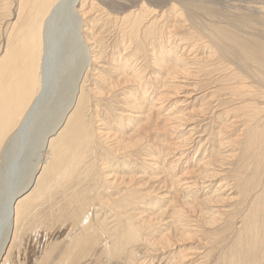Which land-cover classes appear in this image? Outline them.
Listing matches in <instances>:
<instances>
[{
	"label": "rangeland",
	"instance_id": "374dc122",
	"mask_svg": "<svg viewBox=\"0 0 264 264\" xmlns=\"http://www.w3.org/2000/svg\"><path fill=\"white\" fill-rule=\"evenodd\" d=\"M18 1L19 0H0V60L2 59V54H4L3 51H5V46L8 44L7 41H9V39L7 40V37L10 38L9 34L11 35L14 25L16 28L19 25L18 22L20 23L18 20ZM96 4L99 7L96 5L93 8L94 13H92L93 11L91 12V18L94 20H92V24L94 26L93 28L95 29H92V32L87 34V39H89L88 46H90L89 50L91 57L96 60L97 64L96 62L95 64L92 63L93 65L91 64V70L93 69V71H91L89 68L90 71L87 74V78L89 79L90 76V79H87L85 82L87 86L85 89L88 90L90 87L91 90L98 89L101 93L103 92V95H100L97 98L91 97L93 104L89 103V105H91L90 108L92 109L89 108L85 113L86 120L89 118V129H92L91 126H93V130L96 132V135L101 133L103 129H106L105 132H112L114 130L117 131L119 130L118 128H122L123 124H125L123 126L124 131L127 132L131 129L132 125L136 124L139 118H141L139 117V114L135 113L136 111H133L134 109L131 107V105H134L136 102L144 113H142L143 117L149 114L152 115H150L153 119L151 123L152 128L153 126L155 127V124H157L155 128H158L159 131H152V135H150L151 137L148 136V138L150 137V140L153 138L154 141L152 140L149 144L150 140L147 138V140L143 143L146 145L148 144V146L150 145V147L142 144L141 146L143 147L140 146L137 151H132V156L130 155L129 157L128 154H125V156H123L126 157L125 159L120 156L122 155L121 153L117 154V157L121 161H128L130 162V165L133 166H130L131 168L129 169H125L126 171H129L126 172V174L130 175L129 177H132L133 175L136 177L138 175L136 178V183L139 184L140 182H146L148 177L153 176L154 170L148 166L151 164V159L149 158L150 154H147L148 152L150 153V151L152 152V149H146L152 147V142L155 143V147L158 148V150H160L162 147L160 150V156L161 158L164 156V164H166V166L170 162L173 164V161L177 157L180 159L178 162H174V168L172 170L171 168L168 169L167 172L170 171L169 175L171 176L174 174L177 177L180 176L183 179L194 181L197 175L203 171L202 166L199 165V163L202 162V158H206V160L209 159V168L216 170L215 172L218 174L216 179L211 182L209 187H207V184H205L203 185L204 189L202 186H198L196 189H194L196 192L195 197L198 200L203 198L206 199H204V202L209 201L207 199H215L216 201L220 200L221 203L217 204H214V202H209L208 207H212L214 210H219V214H221L220 216L218 215V217L221 220L218 219V222H215L210 227H206V229L202 230V236L198 237L200 238L199 241L201 244L199 242L198 245H196L197 243L192 245V247L195 246L194 248H197L195 251L198 252L193 256L195 257L193 260L197 264H264V68H260L253 64V62L246 60L243 54L238 52L233 47L228 46L224 41V47L228 46L231 50H224L221 46V49L219 50V43L210 36V34H212V28L219 30L222 29L223 31L226 30L227 32L233 33V35L235 34L236 36L246 40L250 48L252 47L251 52H253V54L256 56L263 55L264 57V0H98ZM172 6H174V8ZM173 9L178 13L174 12ZM178 14L182 16H179ZM141 15L144 16V20L142 19L143 28L135 32L137 35L135 33L131 34V23L129 19L131 20L132 18L140 17ZM175 15L178 16L175 17ZM147 26L151 27L148 29ZM69 37L70 36H67L68 39ZM11 40L9 43L12 42ZM244 40L240 42L243 43ZM253 44L255 46H253ZM59 45L60 41L58 40V43L56 44L57 47L55 46L54 48L53 46L51 50V56L53 57L52 59L55 63L54 68H56L57 72L59 73V80L57 81V78L54 79L53 76L48 80L49 90L45 95L46 97L48 96V98H46L45 103H43V105H45L37 109V115L39 117L41 116L40 114H43L40 117V120L43 117L42 121H45L46 118H48L46 120H51V118L54 119L55 116L51 117L54 115V112L51 113V111H56V105H58V103H65L63 100H65V96L68 92V94H70V90L73 87V79L75 77V73L77 72L76 65L81 59L78 57L79 59L77 58L78 61H76L75 65L74 62L71 65L72 61L70 62V60L72 56L74 60L76 58L74 55H72L70 58L66 57L65 53H62L60 50ZM72 50H75V48L73 47ZM66 60L69 62L67 64L69 68L67 69L66 67L68 66L65 65ZM80 61H82V59ZM45 67L48 78L50 71L47 69V64H45ZM48 68H52L51 65ZM173 68L176 71L170 75V69L173 70ZM67 70L69 72H67ZM64 71L67 74H64ZM131 73L138 75L135 76ZM130 76L133 79H131ZM61 77L67 80H64L66 81L64 85H61L63 81ZM241 78L245 79L244 85L246 88H249L246 95L242 93L243 91H241L240 88H236L237 85H239L237 80ZM124 79H126L127 82L130 79L131 80L128 83H125ZM120 80L123 81L121 82ZM68 83L71 85V89L69 88V91H67L69 86ZM114 88H116V90ZM67 97H69V95ZM130 98L132 99L133 103L131 102ZM157 98H161L163 101L158 100ZM97 99H99L98 102ZM94 101L98 104H95ZM126 102L128 104H125ZM153 102H156L157 104L154 103V105ZM55 103L56 105L54 106ZM150 104L153 106L151 107ZM48 106H52L51 109L50 107L47 109ZM155 107H158L159 109ZM244 107H248V111H250V113L247 112ZM151 108H154V111ZM148 110H152V113H147L149 112ZM42 111H44V113H42ZM253 114H255V118L250 120V115L252 116ZM98 115L99 118L97 117ZM129 118L131 119L129 120L131 123L126 125ZM40 120H35V122L37 121L39 123H35V133L32 132V137L31 139L29 138V141L31 140L30 143L32 142V145L27 139V144H24L25 148L27 145L31 146V148L33 147L32 149L34 151L37 150L38 147L36 148V146L41 138L39 136L42 130L49 126L46 125V122H42ZM155 121L157 122L155 123ZM98 125L100 126L99 129L96 128ZM110 127H112L111 130ZM30 128L32 127L30 126ZM254 132H257V136L253 135ZM25 134L26 133L23 135ZM36 134H38L37 136L39 139H37V137L35 138ZM20 138H22V135ZM165 142H168V144H165ZM169 144H173L170 150L168 149L170 153L166 150H163V145L169 147ZM22 148L20 147V150L18 148L16 149L18 150V152L16 151V155L19 154V151L23 152ZM141 148L142 150H140ZM144 150H146V152ZM34 151H32V153L31 151H28V160L26 159L27 162L26 160L23 161L25 164H20L19 167L14 165L12 166L16 171L14 174L15 178L6 192H12V189H18L16 186H14L15 183L20 184L23 181L27 168L30 170V165H32V167L34 165ZM98 151L100 155V159L98 158V164H100L102 157L105 159L108 158L106 157L107 155H103L101 148ZM140 155H142V157L146 156L145 158H147V160L142 158ZM108 156H110L109 158L113 157L112 155ZM137 159H139V161L141 159L140 163H137ZM90 160L91 162L93 161L92 158H90ZM142 161V164L145 165L144 167L141 164ZM0 163H2L0 164L1 190L4 189L3 187L6 184V180L10 177H8L6 171H4L6 162ZM133 164L138 165L135 166ZM9 169H11L10 166L7 167V171ZM23 169L26 170L24 171ZM141 175H143L142 178ZM27 176L24 179L25 181L23 185L27 181ZM157 180L158 182L160 181L159 179ZM136 183L135 186H137ZM181 183L182 182H180V184ZM155 185L156 184H152V186ZM103 190L99 191V193L102 192L99 195H101V197L103 196V200H107L109 198L108 194L110 192V199L113 200L118 198V194H114L116 193L114 190L113 192L111 190L109 191V189ZM3 191L4 190H1V192L4 194ZM138 191L142 192L145 190L140 188ZM149 192L151 195L147 197L148 199L144 198L142 205L140 204L137 207L135 206L127 212V214H130L129 212L134 209L131 212L133 216L130 215L133 217V219L135 218L134 220H137L136 218H141L142 215H146L149 208H160L164 210V208L168 205L166 200H164L165 204H163L161 201L159 202V197H155L154 193L152 194L151 191ZM213 193H215L218 197L214 196ZM111 196L113 197L111 198ZM145 203H147L148 206L144 205ZM1 204L2 196L0 199V210H2ZM95 204L93 205V208H91L92 205H89L88 209L90 210H87L88 212L86 216V219L87 217L88 219H85V221H89L91 215V218L96 217L98 220H100L98 221L99 224L102 222V220H104L103 225L107 224L108 222L110 223L111 213L108 208L105 207V209L108 211H103L104 208H101V206L98 207L97 204L95 206ZM143 206L147 207L143 209ZM173 206L175 207L176 204H173ZM168 207L172 208V205H169ZM48 208L49 207L47 205H43V212L46 213L48 210L50 211ZM136 208L137 210H140L137 211ZM40 209L41 208L39 207L35 208V212L33 211V214L39 212ZM41 211L42 209L40 210L39 214L37 213L39 216V223L37 221L38 224L36 223L34 225L33 233L30 232L31 236L28 235L29 239L24 236L23 231L20 229V234H23L22 236H24L27 241L19 235L18 231V236H16L17 240L14 239L12 245L9 244L10 247L8 245L3 254L6 256L7 262L12 261L14 263L15 261L11 259H13L15 256L16 257L14 260L17 258V252L22 254L21 250H23L22 255H24V257L25 255L26 257L28 256L29 259L32 257L30 261L33 260L35 262L31 263L32 261H28V257H25V261L23 262V258L21 264H26L28 262H30L29 264H36V262H42V264H88V262L89 264H165L166 262L167 264L169 261L174 262V260L168 258L169 256L164 258L163 261L161 260L158 262L152 257L153 255H158L153 251L147 253L145 252L143 254L145 250H143L141 242L129 246L130 248L127 247L129 250L126 249L125 253H123L124 255L121 254L117 257H112L109 253L106 255V251L102 252L101 255H98V246L92 248L90 250L91 252L89 253L84 252L83 250L79 252L81 256L78 254L79 256L76 257L77 252L69 253V251L66 250L69 246L71 238L73 239L74 235L77 234V228L74 227L76 228L74 232L73 229L71 231V227H69L71 225L65 224L66 222L69 223L68 219L60 220L59 223L51 222V227L49 224L50 222L44 221L48 218L43 219V216L45 218L47 214L44 215L45 213H41ZM49 211L47 212V216H49L51 213V211ZM97 211L100 212H98L100 217H97L99 216ZM101 211L105 215H102ZM134 213H138V216H135L136 214ZM37 214H35V216H37ZM42 221L44 225L41 223ZM63 221L65 225L63 224ZM69 221L71 222V220ZM25 224L26 222L24 223V226ZM59 224H63L60 226L61 229L59 230L64 232H59L60 237L63 239L59 237V243H57L58 240H56V236L54 238V235L58 232L51 233V231L58 227ZM46 225L47 227H45ZM66 225L69 231H67ZM100 225L102 226V224ZM111 226L112 224H110L108 227ZM39 227L41 230L38 229ZM49 227L51 228L48 231ZM42 230H45V233ZM41 231L46 235H40L39 232ZM70 231L72 236L70 234L68 235V232ZM48 233H51L53 238H50L52 236L50 234V236H48ZM61 234L64 236H61ZM35 236L37 238L41 236L39 238L40 240L35 239ZM46 236L47 239L49 238L48 240H44ZM65 236L69 237L67 238ZM31 237H33V239H31L32 242L35 239L34 243L38 244L37 247L34 244L38 250L34 249L35 247H33L34 245L30 240ZM53 239H55V242ZM36 240L40 242L36 243ZM49 240H52L54 245ZM20 241L22 243H20ZM26 242L27 244L29 242L27 247ZM16 243L19 244L15 246ZM30 243L32 244L33 248L31 247ZM43 243L46 248H50V252L47 251L49 255L46 254L48 257L45 256L46 259L44 254L47 252H45L46 248L43 249L44 246L42 247ZM46 244L49 245L47 246ZM65 244L68 246H65ZM81 244L77 243L76 245L83 246V244ZM23 246H25L24 249ZM16 248H18V251ZM106 248L107 246L103 250ZM39 250H42L45 253L43 254L41 251L40 255ZM14 251L16 252L15 256L13 255ZM32 251H35L36 255L34 254V256L36 258L38 257L37 260H35L33 256L34 252L31 253ZM36 252H39L38 255ZM81 253H83L84 256H82ZM21 254H19L18 258L22 257ZM64 255L72 258L74 262L68 263ZM86 255L88 256L86 257ZM40 256L41 260L44 258L43 261L39 260ZM7 257L11 259H8ZM18 258L16 260L21 262V259L19 260ZM17 261L14 264H18L19 262Z\"/></svg>",
	"mask_w": 264,
	"mask_h": 264
},
{
	"label": "bare ground",
	"instance_id": "6f19581e",
	"mask_svg": "<svg viewBox=\"0 0 264 264\" xmlns=\"http://www.w3.org/2000/svg\"><path fill=\"white\" fill-rule=\"evenodd\" d=\"M97 1L98 0H19L18 1L19 2V4H18V11H19L18 20L20 21V23L18 22L19 25L16 24V25H18V27H16V28L14 25V27H13L14 29L12 30L11 35L9 34L10 38L7 37L8 33H7V36H5V37H7V40L9 39V41H7L8 44L6 43L7 46H5L6 47L5 51H3L4 54H2V59L0 60V162H6L4 171H6V174L10 178L6 180V184L3 187L4 189H1V190H4L3 191L4 194L0 190V199L2 196V204H1L2 210H0V264H11L12 261L7 262L6 256L3 255L6 248L8 247L9 244L12 245V242L14 241V239L17 240L16 236H18L17 234H18V231L20 229L23 231L24 236H26V238L29 239L28 235L31 236L30 232L33 233L34 225L37 223V221L39 223L38 214H39L41 209H42L41 213L43 212V205H47L49 207L48 209H50V211H51L49 216H47L48 215L47 212L49 210L46 213L43 212V213H45L44 215L47 214L45 216V218L43 216V219L48 218L47 220H44V221L50 222L49 224L51 225L52 224L51 222H58L59 223L60 220L68 219L69 223L66 222L65 224L71 225V226H69V227H71V231L73 229V232H74V230L77 228V234L76 235L73 234L74 238L73 239L71 238V241L69 239V241H70L69 246L67 244H65V246H68L66 251H69V253L77 252L76 257L80 255L79 252L84 250V252L89 253V252H91L90 250L96 246H98V250L96 249L98 255H101L102 252L106 251L107 252L106 255L109 253L110 256L117 257L118 255L125 253L126 249H128L127 247H129L131 245L138 244L139 242H141V244L143 246V250H145L143 252V254L145 252L147 253L150 251L156 252V254H158V255H153L152 257L155 258V260H157L158 262L161 260L163 261L164 258H167L169 256L168 258H170L171 260H174V262L169 261V263H167V264H197L193 260V259H195V257H193V256L196 253H198L195 251L197 248H194L195 246L192 247V245L193 244L195 245V243H197L196 245H198V243L200 242L199 241L200 238H198V237L202 236V234H203L202 230L206 229V227H210L215 222H218L219 220H221L218 217V215L220 216V214H221V213L219 214V210H216V209L214 210L212 207L211 208L208 207L209 202H214V204H217V203H221L220 200L216 201L215 199H207L209 201L204 202L206 200L205 198L198 200L195 197L196 192L194 189H196L198 186H202V188H203V185H205V184H207V187H209L211 185V182L214 179H216V177L218 175L215 172L216 170H212L209 168V165H210L209 159L206 160V158H202V162L199 163V165L202 166L203 171H202V173L197 175V177L194 179V181H189L188 179H183L180 176L177 177L174 174H173V176H171V175H169L170 171L167 172L168 169L171 168V170H172L174 168V162H178V160H180V159L176 156L177 158L173 161V164H172V162H170L166 166V164H164V162H165L164 156H163L164 153L162 154V156H163L162 158L160 156L161 155L160 150L162 149V147L160 150H158V148L155 147L156 146L155 143L152 142V144H151L152 147L146 148V149H148V150L152 149V152L150 151V153L149 152L147 153V154H150L149 158L151 159V160L149 159L151 161V164L150 165L147 164V165L151 169L154 170L153 176L149 175L150 177H148V180L146 182H144V183L140 182L141 184L140 183L138 184V183H136L137 182L136 178L138 175L136 177H134V175L132 177H129L130 175L126 174V172H129V171H126L125 169L126 168L129 169L133 166H131L130 162H128V161H124V162H123V160L121 161L117 157V154L121 153L122 155H120V156H122V158H124V159L126 158V157H123V156H125V154H128L129 157H130V155L132 156V153L137 151L138 148H140V146L147 140L148 136L152 135V131H154V132L159 131L158 128H155L157 124H155V127L153 126L154 129L152 128V125H151L152 120H153L151 118L152 115L149 114V115L143 117L142 116V113H143L142 109L139 108L138 104L135 102V104L131 105V107L134 109L133 111H136L135 113L139 114V117H141V118H139V120L137 119L138 120L137 123L133 124L134 126L132 125L131 129L129 128L130 130H128L127 132L124 131L123 126L125 124H123L122 128L121 127L118 128L119 130H117V131L114 130L112 132H109V131L105 132L106 129L105 130L103 129L101 133H98L96 135H95L96 132L93 130L94 129L93 126H91L92 129L91 128L89 129V127H90L89 121H88L89 118L87 116L88 120H86L85 113H86V110L88 111V109L91 106V105H89V103L91 104L93 101V100H91L92 99L91 97L97 98L98 96L103 95V92L101 93L98 89L91 90L90 89L91 87L88 90L85 89V87H87L85 82L88 79L87 74L91 70V64L92 63L95 64V62H96V60L93 59V57H91V53L89 50L90 46H88L89 39H87V34L91 33L92 29H95V28H93L94 26L92 24L93 19L91 18V12L94 10L93 8L97 5L96 4ZM172 7L174 8V6H172ZM95 10H96V8H95ZM173 11H174V9H173ZM174 12H177V11H174ZM92 13H94V11ZM178 15H175V17ZM179 16H182V15H179ZM111 17H113V16H111ZM143 17L144 16L141 15L140 17H134L131 20L129 19V21L131 23V27H130L131 34H134L135 32L139 31L141 28H143V23H142ZM3 20H5V19H3ZM147 27L149 29L151 26L150 27L147 26ZM154 30H155V28H154ZM170 30H173V29H170ZM211 30H212L211 31L212 34H210V36L216 42L219 43V45H218L219 50L221 49L220 46L224 50H231L228 47V46H231L234 49H236L238 52L243 54L244 58H246V60H248L249 62H253V64L257 65L258 67L264 68V57H263V55L262 56H256L255 54H253V52H251L252 47L250 48V46L247 44L246 40L236 36L235 34L233 35V33L227 32L226 30L223 31L222 29L219 30L216 28H212ZM190 32H192V31H190ZM131 34H129V35H131ZM150 35H151V33H150ZM58 36H59V38H58ZM67 36H70L69 39L67 38ZM11 38H12V40H11ZM171 39H172V37H171ZM10 40L12 41L11 43H9ZM58 40L60 41L59 47H60V50L62 51V53H65L66 57L70 58L72 55H74V57L76 58L74 60L73 56H72V58L70 60V62L72 61L71 65L73 64V62L75 65L76 61H78V59H79L78 57H80L82 59V61H80L81 60L80 59L77 62V65H76L77 66V68H76L77 72L75 73V77L73 79L72 89H71V85L69 84L71 82L68 83L69 86H68L67 91H69V88L71 90H70V94H68L69 92L67 94L65 93L66 94L65 100H63L65 103L64 104L58 103V105H56V103H55L54 106L56 105V111H51V113L54 112V115H52L51 117L55 116V118L54 119L51 118V120L50 119L46 120V119H48V118H46L45 121L43 120L44 122L47 123L46 125H49V126L42 130V132L39 136L41 138L39 141L37 140L38 144H37L36 148L37 147L38 148H37V150L34 151L32 149L33 147L31 148V146L26 145V148H25L24 144H27V139H28V142L30 143L31 140L29 141V138L31 139L32 132L35 133V130H36L34 128V126H36V124L39 123L37 121L35 122V120L36 119L40 120V117L43 115V114H40L41 116L39 117L37 115V113H38L37 109L39 107L41 108V106H44L45 104L43 105V103H45V99L48 98V96L46 97L45 95L47 94V91L49 90V86H48L49 78L53 76L54 79L57 78V81L59 80V73L57 72L56 68H54L55 63H54V60L52 59L53 57L51 56V50H52L53 46L55 48L56 44L58 43ZM140 40H141V38H140ZM242 40H244L243 43L240 42ZM75 41H76V43H75ZM223 41L228 45L227 47H224L225 44L223 43ZM135 42H136V40H135ZM253 46H255V45L253 44ZM73 47L75 48V50H72ZM192 59H193V57H192ZM199 61H201V60H199ZM68 63L69 62H67V60H66L65 65H67ZM45 64H47V69H49V71H50L48 78L45 76L46 72H47ZM96 64H97V62H96ZM50 65L52 68H48V67H50ZM160 66H162V65H160ZM67 68H69V66L66 67V69ZM89 68H90V70H89ZM176 69H178V68H176ZM170 70H171L170 75L176 71V70H174V68H173V70L172 69H170ZM170 70H169V72H170ZM91 71H93V69ZM124 71H127V70H124ZM67 72H69V71L67 70ZM136 72H137V70H136ZM167 72H168V70H167ZM64 74H67V73L65 72ZM136 75H138V74H136ZM126 77H128V76H126ZM71 78H72V76H71ZM171 78H172V76H171ZM235 78H237V77H235ZM61 79H63V78L61 77ZM89 79H90V76H89ZM131 79H133V78L131 77ZM137 79H138V77H137ZM64 80H66V79H63L61 85H64L65 82L67 81V80L66 81H64ZM124 80L126 83L127 80L126 79H124ZM244 80L245 79H243V78L237 80L239 85H237L236 88H238V89L240 88L241 91H243L242 93L246 95L248 93L247 90L249 88L245 87ZM122 86H123V84H122ZM114 89L116 90V88H114ZM112 91H114V90H112ZM126 94H127V92H126ZM130 94H132V93H130ZM68 95H69V97H67ZM111 95H110V97H111ZM106 97H107V95H106ZM150 98H151V96H150ZM99 99H97V102ZM151 100H152V98H151ZM158 100H161V98ZM161 101H163V100H161ZM97 102H95V104H98ZM131 102L133 103L132 99H131ZM156 102H153V104ZM246 102H248V101H246ZM125 104H128V103L126 102ZM128 106H127V108H128ZM150 106L152 107L153 105L150 104ZM49 107L51 109L52 106H48L47 109ZM159 107H161V106H159ZM132 108H131V110H132ZM155 108H158V107H155ZM90 109H92V108H90ZM245 109L247 112L250 113V111H248L249 110L248 107H246ZM152 110H150V111L148 110L149 112H147V113H150V112L152 113ZM39 111H40V109H39ZM158 111H157V113H158ZM124 112H126V111H124ZM42 113H44V111H42ZM154 113H156V112H154ZM91 115H93V114H91ZM254 115L255 114H253L252 116L250 115L249 119L250 120L252 118L254 119L255 118ZM94 117H95V115H94ZM97 117L99 118V115ZM248 117H249V115H248ZM42 119H43V117L41 118L40 121H42ZM155 119H157V118H155ZM129 120H131V119L130 118L128 119V122L126 125H128V123H131V121H129ZM139 121H142V122H139ZM156 122L157 121H155V123ZM107 125H108V123H107ZM30 126L32 128H30ZM99 127L100 126L98 125L96 128L99 129ZM24 128H25V130H24ZM103 128H104V126H103ZM111 128L112 127H110V130H111ZM29 129H30V131H29ZM255 130H257V129H255ZM99 131H101V130H99ZM24 133H26V134L23 135ZM155 134H157V133H155ZM21 135H22V138H20ZM37 135L38 134H36L35 138L37 137V139H39ZM253 135L257 136V132H254ZM19 139H21V140H19ZM263 139H264V137H263ZM152 140H153V138H152ZM152 140H150L149 144L151 143ZM30 144L32 145V142ZM165 144H168V142L167 143L165 142ZM143 145H146V144H143ZM172 145L173 144H169V147L163 145V150H166V151H168V149L170 150ZM262 145H263V143H262ZM146 146L150 147V145L148 146V144ZM20 147L21 148L23 147L22 148L23 152L19 151V154L16 155V151L18 152V150H16V149L17 148L19 149ZM141 147H143V146H141ZM100 148H101V151L103 152V155H107L106 157L108 159H105L102 157V159L100 160L101 161L100 164H98V162H99L98 158L100 156L98 150ZM143 149H145V148H143ZM248 149H249V147H248ZM140 150H142V148ZM28 151H31V153H32V151L36 152V153L33 152V154H35L34 160H33L34 161L33 167H32V165H30L31 166L30 170L27 168V171L28 170L29 171L28 172L26 171L24 178H23V181L20 184L15 183L17 180L14 182L15 183L14 186H16V188H18V189H16V190L12 189V192H6L8 187H10L11 183L13 182V179L15 178L14 174L16 171L12 166L14 165V166L19 167L20 164H22V165L25 164V163H23V161H25L27 159V156L29 153ZM97 151H98V153H97ZM144 151L146 152V150H144ZM157 151H160V152H157ZM168 152L170 153V151H168ZM33 154H32V156H33ZM108 155H112L113 157L109 158L110 156H108ZM140 156L142 157V155H140ZM145 157H142V158H145ZM90 158H92V160H93L92 162H91ZM135 158H138V157H135ZM131 159H132V157H131ZM145 159L147 160V158H145ZM27 160H26V162H27ZM134 160H132V161H134ZM137 160H138L137 163H140L141 159H140V161H139V159H137ZM143 161L141 162V164L143 163ZM0 164H2V163H0ZM133 165H135V164H133ZM137 165L138 164H136L135 166H137ZM142 165H141V167H142ZM9 166L11 167V169H9L7 171V167H9ZM144 166L145 165H143V167ZM135 169H136V167H135ZM23 170L25 171L26 169H23ZM143 170H145V169H143ZM22 171H20V172H22ZM137 172H138V170H137ZM173 172H174V170H173ZM23 173H20V174H23ZM37 174H38V176H37ZM165 174H167V175H165ZM17 175L20 176L19 174H17ZM126 175H128V176H126ZM26 176L28 178H27V181L25 182V184L23 185V183L25 181L24 179L26 178ZM142 176L143 175H141V178H142ZM158 176H160V177H158ZM17 177H16V179H17ZM22 177H23V175H22ZM157 179H159L160 181L158 182ZM139 181H140V179H139ZM180 182H182V183L180 184ZM135 183L137 184V186H135ZM152 184H156V185L152 186ZM198 184H200V185H198ZM140 188L144 189L147 192L138 191V190H140ZM101 189L102 190L103 189H106V190L109 189V191L111 190L112 192L114 190V192H116L114 194H118V198L113 199V200L110 199V193H111L110 192L108 194L109 198L107 200H103L104 199V198H102L103 196L101 197V195H99L102 193V192L99 193V191H102ZM149 191H151L152 194L154 193L155 197L156 196L159 197L158 198L159 202L161 201L163 204H165L164 200H166L168 205L164 208V210L160 209V208L159 209L149 208L146 215H144V216L142 215L141 218H139V219L136 218L137 220H134L135 218L133 219V217H131V216H133V214H131V212L134 209L129 212L130 214H127V212L129 210H131V208H134L135 206L137 207L140 204L142 205L144 198H147V197H149V195H151ZM103 192H104V190H103ZM210 192H212V191H210ZM213 195L217 196L215 193H213ZM112 197L113 196H111V198ZM109 201H111V202H109ZM95 203L97 204L98 207L101 206V208H104L103 211L107 210V209H105V207L108 208V210L111 213V217H110L111 222L110 223L108 222V220H109L108 219L109 217H108L107 218L108 223L104 224V225L109 226L110 224H112L111 227L104 226L103 225L104 220H102V222L100 223V224H102V226H101L98 223V221H100V220H98L96 217L91 218V215H90L89 221H87V222L85 221L86 216H87V212H88L87 210H90V209H88L89 205L90 206L92 205L91 208H93V205ZM147 203H145L144 205H147ZM96 204H95V206H96ZM173 204H176L177 207L176 206L174 207ZM169 205H172V208H169L168 207ZM147 206H145V207L143 206V209H145ZM38 207L41 208L39 210V212H37L38 209L36 210V212L38 214L37 213L33 214V211L35 212L34 209L38 208ZM95 208H97V207H95ZM136 210H137V208H136ZM138 210H140V209H138ZM95 212H96V210H95ZM98 212L99 211H97V214L99 215L100 212L99 213ZM89 213H88V215H89ZM35 214H37V216H35ZM103 214L104 213L102 212V215ZM134 214H136V213H134ZM137 214L135 216H138ZM97 217H100V215ZM87 219H88V217H87ZM96 219H97V221H96ZM102 219H103V217H102ZM69 220H71V222ZM25 222H26V224L24 226ZM41 223L43 224V221ZM63 224H64V221H63ZM63 224H61V225H63ZM61 225L59 224V226L56 227L55 229H53L51 231V233H54V232L55 233L56 232L62 233V232H64V231L59 230V229H61V227H60ZM82 226H83V228H82ZM45 227H47V225ZM51 227H52V225H51ZM51 227H49V229L47 228L48 231L50 230ZM74 227H76V228H74ZM66 228H67V225H66ZM38 229L41 230L40 227ZM42 231L44 232L45 230H42ZM42 231L39 232L40 235H46V234H43ZM67 231H69L68 228H67ZM71 231L68 232V235L69 234L71 235ZM51 233H48L47 235L52 236ZM58 233H56L55 235L53 234L54 238L56 236V240H58L57 243H59V239L62 238V237H60V233L59 234ZM65 233H66V231H65ZM91 234H93V235H91ZM19 235L21 237H23L24 240H26V238H24V236H22L20 234V231H19ZM62 235L63 234H61V236ZM33 237H31L30 240L33 239ZM40 237L41 236H39L38 238L36 237L35 239H39ZM65 237H67V236H65ZM50 238H53V236ZM35 239L33 240V242L31 240L33 245L35 244L34 243ZM42 239H43V237H42ZM45 239H47V236H46V238H44V240ZM54 240L55 239H53V241ZM49 241L52 243V240H49ZM37 242L38 241L36 240V243ZM45 242H47V241H45ZM20 243H22V242L20 241ZM77 243H80V244L82 243L83 246H80V245L78 246V245H76ZM18 244L16 243L15 246H17ZM28 244H29V242H28ZM28 244L26 242V247ZM141 244H140V247H141ZM200 244H201V242H200ZM10 245H9V247H10ZM35 245H36V247L38 246V244H35ZM35 245L33 247H35ZM43 246H44L43 249H45L46 247H45L44 243H43L42 247ZM50 246H52V245H50ZM106 246H107V248L105 250H103ZM21 247H22V245H21ZM21 247H20V249H21ZM31 247H32V244H31ZM36 247L34 249H36ZM133 247H131V248H133ZM13 248H14V246H13ZM24 248H25V246H23V249ZM17 249L18 248H16V250ZM47 249L48 248H46L45 252H47V251L50 252L49 251L50 248L48 250ZM36 250H38V249H36ZM21 251L23 254V250H21ZM35 251L31 252V253L34 252L33 256L35 254ZM41 251H40V253L38 252L40 255H41ZM10 252H11V250H10ZM45 252H43V254ZM48 252L44 254V257L46 256V254H48ZM15 253L16 252L14 251V254H13L14 256H15ZM38 253H37V255H38ZM5 254H7V253H5ZM17 254H18V256H17V258H18L19 254H21V253L17 252L16 255ZM81 254H82V256H84L83 253H81ZM1 255H3L4 257ZM48 255L46 257H48ZM64 256H65V259L67 260L68 263L74 262V260L72 258H70L69 256H66V255H64ZM87 256L88 255H86V257ZM25 257H26V255H25ZM25 257H24V255H22L21 258H18L19 260L21 259V262L17 261L16 260L17 258L15 260H14V258L13 259L8 258V259H11L15 262L17 261V262H19L18 264H21L23 258H24L23 262L25 261ZM46 257H45V259H46ZM31 258L32 257H30V259ZM34 258H35V260H37L38 257L36 258L34 256ZM138 258H139V256H138ZM30 259L28 257V261H30ZM43 259L41 260V256H40L39 260L43 261ZM108 260H109V258H108ZM234 260H235V258H234ZM31 261H30L31 263L34 262L33 260H31ZM121 261H123V260H121ZM167 261H168V259H167ZM30 262H28L26 264H29ZM101 262H102V260H101ZM14 263L12 262V264H14ZM37 263L39 264L40 262H36V264ZM40 264H42V262ZM88 264H89V262H88ZM165 264H166V262H165Z\"/></svg>",
	"mask_w": 264,
	"mask_h": 264
},
{
	"label": "water",
	"instance_id": "95a60500",
	"mask_svg": "<svg viewBox=\"0 0 264 264\" xmlns=\"http://www.w3.org/2000/svg\"><path fill=\"white\" fill-rule=\"evenodd\" d=\"M46 77H47V73H46V75H45Z\"/></svg>",
	"mask_w": 264,
	"mask_h": 264
}]
</instances>
